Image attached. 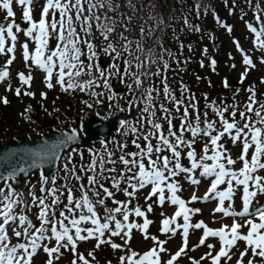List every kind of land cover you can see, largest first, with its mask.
Wrapping results in <instances>:
<instances>
[{
  "label": "snow or ice",
  "instance_id": "1",
  "mask_svg": "<svg viewBox=\"0 0 264 264\" xmlns=\"http://www.w3.org/2000/svg\"><path fill=\"white\" fill-rule=\"evenodd\" d=\"M33 4L34 0H0L4 13L0 56L5 57L0 85L16 97L35 99L36 94L27 89L32 87V69L42 71L48 89L59 86L64 93L79 91L92 97V103L83 101L86 109L102 105L113 114L125 113L119 120L123 139L114 142V148L101 142L100 148L90 150L86 157L71 147L83 129L73 121L75 126L60 131L54 144L42 137L37 149L0 155V264H34L41 252L46 255L44 264H60L65 253L71 255L70 264H98L96 252L102 245L123 253L117 264H176L181 257H187L190 264H264V203L260 200L264 197V91L255 84L237 87L230 100L220 97L219 102L205 93L201 105L200 98L181 82L177 95L167 75L174 56L161 39L171 24L162 20L145 28L139 13L146 5L137 0H44L38 20ZM15 6L20 7L27 27L16 21ZM256 8L255 25L245 24L255 36L259 63L264 65V9ZM193 9L199 18V3ZM183 23L200 31L187 17ZM221 26L232 32L230 26ZM21 33L23 43L19 42ZM133 34L138 38L130 39ZM29 42L34 43V50ZM233 43L242 56L244 71L239 83L244 84L256 64L239 41ZM18 45L28 69L27 75L17 74L20 85L27 86L23 92L21 87L13 89L6 83L11 80L9 68L17 59ZM207 52L204 48L203 54ZM210 67L215 72V59L210 60ZM115 80L124 86L123 93L113 90ZM222 83L225 89L231 87L227 78ZM259 83L264 85V77ZM242 91L246 96L239 99ZM40 95L47 99L46 93ZM0 103L8 105L10 101L3 96ZM31 111L28 106L20 115L35 123L28 115ZM229 142L240 149L235 158ZM130 145L134 151L129 150ZM45 167L55 171L51 175L41 171L38 188L30 179H21L29 177L33 169ZM202 179L209 183L203 197L193 193L186 201L179 195L182 180L197 186ZM149 186L145 209L137 194ZM238 191L242 193L240 210L234 207ZM117 193L125 199H117ZM153 197L161 208L165 203L175 206L171 217L161 212L164 218L159 231L168 238L165 240L149 235L153 221L147 213L153 206L148 201ZM211 201H216L213 216L231 218L230 225L212 229L203 221L192 223L201 209L189 205ZM135 218H142V223ZM190 229L203 230L191 248ZM134 230L154 246L144 253L132 249ZM178 233L181 246L169 254L165 245ZM209 238L218 240V245L207 242ZM87 241H95V245L85 254L79 247ZM238 242H243V250ZM201 247L208 251L199 260L188 256L189 251ZM163 254L169 258L163 260Z\"/></svg>",
  "mask_w": 264,
  "mask_h": 264
},
{
  "label": "rangeland",
  "instance_id": "2",
  "mask_svg": "<svg viewBox=\"0 0 264 264\" xmlns=\"http://www.w3.org/2000/svg\"><path fill=\"white\" fill-rule=\"evenodd\" d=\"M22 22L21 17L18 19ZM0 22L3 23L4 22V13L2 11H0ZM1 62V61H0ZM1 64V63H0ZM15 67H21L22 69H25V65L22 61H20L19 58H17V60L15 61L14 65ZM42 89V87H39L37 89H33L31 88V91H33L36 95H35V99H37L38 101L41 100V95L39 94L40 90ZM6 96L8 98V100L10 101V107L8 108L7 106L9 105H4L2 103H0V119L3 118L4 116L9 117V119H15L17 122V126L15 129H22V128H34L35 126L37 128L40 127V125L38 124V122H36L35 117L37 116V112L35 110V108H33L32 111V119L33 121H35V123H28L26 122L20 115V113H22L23 107H26L27 104H31V101L28 100V98H24L23 99V95H21L20 97H15L13 95V92H6L5 91V85H3L2 87H0V97ZM45 102V101H43ZM6 106V107H5ZM50 106V107H49ZM49 106L48 107H41L40 105V110H44V108L47 109V113L50 112L51 115L55 114L56 116H60V118L63 117L64 115V109H61L60 107H54L52 106L51 101H49ZM57 109H59V111H56ZM41 112V111H40ZM43 112V111H42ZM74 112V111H73ZM62 114V117H61ZM79 114H81L80 110H79ZM49 114H47L46 116H48ZM57 119V117H56ZM11 130V128L9 129ZM198 175V174H197ZM182 186L187 187V188H183V193L186 196L187 201L190 199V197L193 195V193H195L198 197H202L201 193L203 192V188H199L198 186H194L189 184L187 181H182ZM150 191V189H144L141 192H139L137 194V197H141L142 195H147L148 192ZM240 199V198H239ZM261 201H264V198L260 199ZM241 201V200H240ZM262 203V202H261ZM264 203V202H263ZM216 207V201H211L208 203H204V202H196L192 204V208H199L201 209L200 213L195 215V220L192 221V223L198 222V221H203L206 225L210 226V228H219L221 227V224H231V218H225L223 220H220V214H216V216H213L212 212L213 209ZM234 207L237 209L236 210H240L239 209V204L237 205V203H234ZM168 209V210H167ZM155 213H153V216H155V218L152 219V221H154L153 224L150 225L149 228V235L151 236H157L160 240H165L168 239L166 236H163L160 231V224H161V220L164 218L161 216V212L164 213L165 216L167 217H171L172 214V207L169 208V204L165 203L164 204V208L163 209H159V208H155L154 209ZM136 222L138 223H142V218H135ZM200 231L203 230H198V232H195V230H191L190 229V233H189V247H194L199 240V237L201 235V233H199ZM180 234L178 233L175 237L171 238L168 240V243L165 245V247L168 249V253L169 254H174L176 251H178L179 247L181 246L182 243V238L180 239ZM133 238H135V240L131 241V248L134 249L135 251L139 252V253H144L146 251H148L151 247H153V242L151 240H145L143 238V236L141 235L140 232L134 230L133 231ZM209 243H214L218 245V240L211 238L209 239V241H207ZM120 244V243H118ZM93 245H95V241L93 242ZM243 242H238V246H241V250H243ZM85 254H87V251L92 250L93 247L92 246H88L84 248ZM100 252L106 253L107 257H102L100 258L99 255H96L97 257V261L99 264H107L108 261L114 262L115 264H117L118 261V257L123 254L119 251H113L110 246L108 245H103L101 247L100 250H98ZM208 251L206 247H201L198 248L196 251H189L188 252V256L192 257L194 259L199 260L201 256L204 255V253ZM101 255V254H100ZM169 258L168 254H163V260H167ZM70 260H71V255L69 253H65V257L60 261V264H70ZM176 264H190V260L187 257H181Z\"/></svg>",
  "mask_w": 264,
  "mask_h": 264
},
{
  "label": "trees",
  "instance_id": "3",
  "mask_svg": "<svg viewBox=\"0 0 264 264\" xmlns=\"http://www.w3.org/2000/svg\"><path fill=\"white\" fill-rule=\"evenodd\" d=\"M196 3L200 5L201 15L199 18L194 14L195 10L193 9V5ZM165 5L167 6V1H165ZM226 5L228 7L232 6L230 0H176L172 12L171 27L166 28L163 32V43L174 56V59L169 60V63L172 65V70L169 71V74L175 70L177 60L180 61L179 64L181 62H187L190 68L195 69L194 72L197 77L202 76L201 72L203 68L206 67L208 69L207 62L201 67L197 59L200 57V53H202L201 45L203 43L207 46L208 52L213 53L215 47H211L210 45L216 42L214 35L217 36V28L221 29L216 23L217 20H215L214 13L223 14L224 18H227L229 14ZM247 6L248 4L245 5L244 3V7L246 8ZM239 7L242 8V5L239 4ZM205 8L207 11L204 10ZM185 17H187L189 23L198 26L200 31L195 32L185 26L183 23ZM149 20V25L153 27L152 20L150 18ZM210 35H212V38ZM189 84L193 89L195 88L193 78H189ZM3 120L4 124H9V122H12L13 125L15 124L14 120L9 119V117L5 116ZM43 120L45 123L50 122L48 118H43ZM2 132H4V129L0 128V134Z\"/></svg>",
  "mask_w": 264,
  "mask_h": 264
},
{
  "label": "water",
  "instance_id": "4",
  "mask_svg": "<svg viewBox=\"0 0 264 264\" xmlns=\"http://www.w3.org/2000/svg\"><path fill=\"white\" fill-rule=\"evenodd\" d=\"M116 120L109 121L103 120L101 118H96L94 116L90 117L84 124L80 139L72 148L78 149L87 146L90 142L93 141H107L114 137L116 129ZM63 131V130H60ZM60 131L58 132H48L42 137L46 139L50 144H54L60 138ZM42 137L37 139H21L14 142H9L3 145H0V155L7 156L10 153H24L29 149H37L41 146ZM36 171H44L48 175L55 171L54 167H45L43 169H33L30 174ZM28 178V177H27ZM27 178L22 177V180Z\"/></svg>",
  "mask_w": 264,
  "mask_h": 264
}]
</instances>
